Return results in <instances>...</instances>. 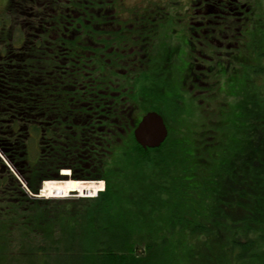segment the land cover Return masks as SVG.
Masks as SVG:
<instances>
[{
	"label": "trees",
	"instance_id": "obj_1",
	"mask_svg": "<svg viewBox=\"0 0 264 264\" xmlns=\"http://www.w3.org/2000/svg\"><path fill=\"white\" fill-rule=\"evenodd\" d=\"M41 2H10L0 30V264L18 241L26 255L13 264H264V97L236 104L222 146L195 145L176 118L159 147L142 148L132 130L150 63L111 67L136 37L92 35ZM62 169L91 180L45 181ZM40 188L101 191L51 200Z\"/></svg>",
	"mask_w": 264,
	"mask_h": 264
},
{
	"label": "rangeland",
	"instance_id": "obj_2",
	"mask_svg": "<svg viewBox=\"0 0 264 264\" xmlns=\"http://www.w3.org/2000/svg\"><path fill=\"white\" fill-rule=\"evenodd\" d=\"M246 1L251 5L252 11L250 23H246L245 27H247L243 30L245 48L241 47L238 52H235L228 59L225 56L226 54L231 55L229 54L231 51L228 48L233 45H231L233 38H231L230 33H223V36H220L217 31L209 33L210 36L216 37L217 40L213 41V45L215 43L213 47L221 55H214L211 61L207 59L203 62L205 65L207 64V68L211 69L201 76L206 86L197 85L192 80L189 72L191 69L189 59L192 51L186 50L188 41L187 26L185 22L177 21L175 14V11H182L184 8H180L181 6L176 7L175 4H172V0H121L120 4H115V13L119 17L118 20L125 22L126 26L133 24L132 26L137 29L141 23H138L139 20L137 21L132 13L136 10L142 12L145 9L143 12L146 16L156 17L157 15H154L157 11L156 7H162L163 3L164 5L167 3L165 17H158L153 20L155 28L151 20L150 28L152 30L146 35L149 41L148 44H150L147 50L150 61L148 71L152 79H155V84L154 82H149L148 89L150 91L140 97L134 113L137 117L140 118L147 111L153 110L163 116L168 128H172L171 126L177 118L182 122L183 126L179 127L181 130L188 129L196 132V136L192 139L195 145L202 143L212 148L217 147V144L224 145V142L220 141V131H218V128L225 127L224 118L232 114L233 108L236 107L237 103L260 95L264 97V0ZM8 6V0H0V30H2V26L6 30L11 28V19L6 14ZM12 22L14 23V20ZM231 26L233 31L239 27L234 21H231ZM194 40L197 41V38H194ZM240 42L242 43V41ZM203 50L207 55L212 52L209 46H205ZM147 51L145 47L141 49V52L145 53ZM144 58L142 57V59ZM214 63L218 64V67ZM218 68H220L219 72ZM188 75H190V79ZM139 87L133 88L134 93L138 91ZM155 88L159 90L158 92L161 95L175 97L177 102L153 95L151 89ZM201 89H205V92ZM177 104L178 108L176 107ZM193 143L191 148L194 150L195 146ZM211 151L209 150L208 155ZM200 158L207 160L204 155H200ZM64 170L68 172V175L65 176L63 174ZM64 170L59 172V175H63L62 178L45 181L76 180V178L70 176L68 169ZM45 181L42 182L41 188ZM41 188L35 196L51 200L92 197L98 193L91 196V194L81 195L79 192L74 191L65 195L61 193L58 196L47 197L40 194ZM102 190H104V183ZM5 254V256L2 254V257L6 260V264L14 263V261L10 262V259L15 261L23 260L26 255V243L22 241L14 243Z\"/></svg>",
	"mask_w": 264,
	"mask_h": 264
},
{
	"label": "flooded vegetation",
	"instance_id": "obj_3",
	"mask_svg": "<svg viewBox=\"0 0 264 264\" xmlns=\"http://www.w3.org/2000/svg\"><path fill=\"white\" fill-rule=\"evenodd\" d=\"M8 1L10 4V2L24 3L30 0H8ZM40 1L55 2L58 5L59 4L63 5V7L66 10L68 11L71 10L72 12L71 14H73L74 18L81 19L87 22L88 24L87 26L89 27L88 31H91L92 35H95L97 31L109 32V30L111 29L117 30L119 33H123L126 35H134L136 37V41H135L136 45L134 46L135 52L130 54V56L125 61L122 62L120 61V63H117L116 61L112 63L111 61H109L110 63H112L111 67L113 68L114 71L122 70V73L124 74H126L128 69H132V67H136V66L141 67L142 70L143 68H146V66H148V63H150L148 58V51H147L148 46L150 44H148L149 41L146 37L147 33L151 32L152 30V28H150L151 26L150 21L152 20V24L154 25L153 20L155 18L158 17L164 18L165 17L164 14L166 13L165 9L167 7V3L166 5H164L163 3L162 7L157 6L156 7L157 11L154 13V15H157L156 17L146 16V14H144L143 12L145 9H143L142 12H139L138 10L136 11L134 10L135 12L132 14L135 15V19L137 21L139 20L138 23H141L140 26L137 27L136 29L134 26H132L133 24L126 26L125 22L118 20L119 17L115 13L116 11L115 4L116 3L120 4L121 0H40ZM172 4H175L176 7L181 6L180 8H184V10L182 11H178V10L175 11V14L177 17V21L179 22L183 21L187 26L186 30L188 35V41H187L186 50L189 52L192 51V54L190 55V59H189L191 66L189 72L192 77V80H194L197 83V85L200 84L205 85V83L201 79V76L203 75V73H205L206 71L209 72L211 69L207 68V64L205 65L203 63L204 60L208 59L211 61L214 55H221L220 52L219 51L216 52V50L213 47L215 45V43L213 45V41L217 40L216 37L212 35L210 36L209 33H214L217 31V33L220 36H223V33H230L231 38H233V43H231V45L232 44L233 45L232 47L228 48V50L231 51V53H229L231 55L226 54L225 56L224 54H222L229 59L235 54V52H238V50L241 47L245 48L243 30L247 27V26L245 27L246 23L248 22L250 23V19H251L250 14L252 11V7L249 4V2L246 0H172ZM144 7H146V5H144ZM26 9L29 10L30 9L29 6L28 8L26 7ZM231 21H234L239 26L234 30L235 32L232 29ZM145 22L147 23L145 24ZM100 35H106V34L100 32ZM194 38H197V41H195ZM240 41H242V43ZM122 45L124 47L128 46L125 42H123ZM205 46L211 47L212 52L209 55H207L203 50ZM144 47L145 50L147 51L145 52L146 54L144 52H141V49ZM142 57L145 58L142 59ZM209 63L213 64L212 62ZM214 64L217 65L218 67V64L216 63ZM120 67L122 68L124 67V68L121 69ZM217 70L219 72L220 68H218ZM190 75H188L189 79L191 78ZM201 90L205 92V89H201ZM137 122L133 123V127ZM69 173L71 175V171Z\"/></svg>",
	"mask_w": 264,
	"mask_h": 264
},
{
	"label": "water",
	"instance_id": "obj_4",
	"mask_svg": "<svg viewBox=\"0 0 264 264\" xmlns=\"http://www.w3.org/2000/svg\"><path fill=\"white\" fill-rule=\"evenodd\" d=\"M133 137L142 148L159 147L167 138L168 129L161 114L147 111L133 127ZM66 176V175H65ZM77 181H87L76 179Z\"/></svg>",
	"mask_w": 264,
	"mask_h": 264
},
{
	"label": "bare ground",
	"instance_id": "obj_5",
	"mask_svg": "<svg viewBox=\"0 0 264 264\" xmlns=\"http://www.w3.org/2000/svg\"><path fill=\"white\" fill-rule=\"evenodd\" d=\"M99 181L102 182V184H103V181H102V180H99ZM102 188H103V187H102ZM101 190H102V189H101ZM99 191H100V190H99ZM99 191H97V192H99ZM97 192H95L94 194H96ZM94 194L91 193V196L94 195Z\"/></svg>",
	"mask_w": 264,
	"mask_h": 264
}]
</instances>
